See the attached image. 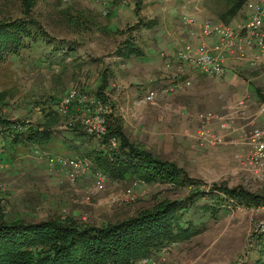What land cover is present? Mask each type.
<instances>
[{
    "label": "rangeland",
    "instance_id": "1",
    "mask_svg": "<svg viewBox=\"0 0 264 264\" xmlns=\"http://www.w3.org/2000/svg\"><path fill=\"white\" fill-rule=\"evenodd\" d=\"M217 1L35 0L30 7L27 0H0V21L25 18L27 8V17L38 22L42 31L18 53L4 52L0 59V93L7 96L5 117L16 122L18 131L43 130L44 103H53L59 112L62 101L75 90L97 97L106 74V104L100 113L106 128L108 116L115 112L131 143L175 162L192 179L186 187L148 184L137 178L110 179L99 192L94 183L97 168L92 163L95 169L91 173L71 182L67 168L36 157L35 151L39 148L73 158L85 157L84 149L99 146L87 135V126L70 124L73 117L82 116L83 107L75 102L70 116L59 113L60 121L53 130L57 142L50 149L26 143L12 146L10 137H0V223L57 221L103 227L164 200H186L191 192L201 189L207 194L191 201L192 206L181 216V223L192 221L200 233L163 245H170L169 255H161V247L139 264H264V205L248 208L229 200L221 194L224 192L209 193L214 185H225L264 197V180L256 179L241 162L250 149L248 137L264 129L263 101L258 99L255 105L250 128L239 133L237 113L250 106L245 103L241 108L239 102L223 110L221 103L226 98L215 91V84L208 89L217 101L214 103H210L209 93L201 96L192 88L170 94L163 90L153 101L146 99L148 92L160 85L164 63L173 49L162 44L173 45L177 34L188 26L181 20L182 12L194 14L197 8L203 18L219 20ZM246 12L244 7L237 20L242 21ZM88 13L93 19L85 18ZM72 15L74 22L69 21ZM127 40L147 56H123ZM149 45L156 49L154 55H150ZM156 60L157 68L150 69L147 65ZM222 112L229 114L231 130L221 127ZM76 125L83 137L76 135ZM220 136L222 143L215 139ZM136 181L142 183L135 185ZM129 190L132 193L127 197Z\"/></svg>",
    "mask_w": 264,
    "mask_h": 264
},
{
    "label": "trees",
    "instance_id": "2",
    "mask_svg": "<svg viewBox=\"0 0 264 264\" xmlns=\"http://www.w3.org/2000/svg\"><path fill=\"white\" fill-rule=\"evenodd\" d=\"M28 5H34L35 0H27ZM248 0H219L221 8L218 19L230 24L238 13L246 6ZM142 3V2H141ZM141 3L135 10L141 9ZM27 5V6H28ZM29 11V10H28ZM26 8L25 18L15 21H0V59L2 53H18L20 48L30 44L40 37L38 22L31 20ZM85 18L93 19L88 13ZM74 22V16L69 17ZM126 57L144 56L131 41H126ZM61 50H65L64 47ZM20 54V53H19ZM103 74L102 83L97 97L103 103L105 90L108 88V78ZM105 77V78H104ZM104 78V79H103ZM6 93H0V137H10L11 145L29 144L50 149L57 142L54 127L60 121V114L54 110L53 103H44L41 109L45 117L43 130L23 129L18 131L16 122L5 117ZM78 124V123H77ZM46 125V126H45ZM106 136L96 139L98 147L84 149L85 158L103 171L114 181L137 178L148 184H168L186 187L192 179L175 162L163 160L151 152L131 143L126 136L120 118L112 113L107 118ZM76 135L83 137L84 132L75 126ZM86 134V133H85ZM111 139H117L119 145H110ZM209 193L224 192L229 200L239 205L259 207L264 205V197L255 195L242 187L228 188L225 185H214ZM206 191L198 189L191 192L186 200H164L152 209H146L136 216L125 220L108 223L103 227L62 224L57 221L27 223L14 220L10 223H0V264H139L149 259L153 252L165 244L190 239L200 233L192 221L181 223L182 211L192 206L193 200L204 197ZM220 195V193H219ZM215 196V195H214ZM191 202V203H190ZM214 209L215 207L206 206ZM216 215V214H215ZM1 219V218H0ZM188 221V220H187ZM76 224V225H75Z\"/></svg>",
    "mask_w": 264,
    "mask_h": 264
},
{
    "label": "built area",
    "instance_id": "3",
    "mask_svg": "<svg viewBox=\"0 0 264 264\" xmlns=\"http://www.w3.org/2000/svg\"><path fill=\"white\" fill-rule=\"evenodd\" d=\"M247 15L243 23L235 27L232 24L222 22L214 23L210 19L203 20L199 23V19L195 14L183 13L181 20L188 25L192 31L193 37H198L202 42L193 46L190 44L178 45L175 51V58L168 60L164 64L167 73L168 86L163 90L167 93L181 91L191 86L192 74L186 77V66H193L196 71L194 73L202 76L222 77L225 74L224 62L226 60V51L234 52L243 56L247 49L257 46L260 48V56L255 63L258 65L264 59V0H251L246 3ZM218 37L219 43L214 47L207 44L208 40ZM164 92V93H165ZM159 94V90H150L146 96L148 101H153ZM75 102L83 107L82 116L73 117L70 124L77 122L87 126L89 135L98 139H102L106 135L105 118L100 113L103 109V102L97 97L81 94L75 90L69 94L60 104L59 113L64 116H70V108ZM245 102L241 101L239 106L243 108ZM95 122L98 126H92ZM225 128V125L221 126ZM218 143H222L221 136L215 138ZM249 150L246 156L242 157V164L246 171L253 174L256 179L264 180V129L255 130L248 137ZM113 147H117V141H110ZM36 157L46 158L56 163L61 168L69 170L68 176L71 182H76L80 178L87 176L93 171L92 162L85 157L66 158L54 156L42 150L35 151ZM95 187L97 191H104L106 182L109 177L101 170H94ZM142 182L136 181L135 185ZM132 191H127V197ZM171 247H162V255H169Z\"/></svg>",
    "mask_w": 264,
    "mask_h": 264
},
{
    "label": "crops",
    "instance_id": "4",
    "mask_svg": "<svg viewBox=\"0 0 264 264\" xmlns=\"http://www.w3.org/2000/svg\"><path fill=\"white\" fill-rule=\"evenodd\" d=\"M193 13L198 17L199 23H201L203 20H206L205 18H203V14L200 9L196 8V13L195 11ZM246 15H247V12H246ZM246 15L242 21H238L237 18H235L234 20H232L230 24H232L235 27L239 26V24L245 21ZM212 21L214 23L220 22L219 20H217V18ZM192 31L193 29L186 26L182 32L177 34V39L174 40L173 45H170L168 42H165V44H162L163 48H169V46L173 48L171 53L168 52L169 57L167 58L166 61L172 60L173 58H175V51L178 45L190 44L193 46L194 45L197 46L202 42L198 37L192 36ZM218 43H219L218 37L212 38L211 40L207 41V44L210 47H214L215 45H218ZM149 48H150V51H149L150 55H154V53H156V49L151 50V48H153L151 47V45H149ZM260 51H261L260 48L257 46L253 47L252 49H247L243 56H239V54H235L234 52H231V51H226L225 52L226 60L224 62L225 74L219 78L212 77V76L198 75L194 73L196 69L193 66L191 65L186 66V72H185L186 77L190 76L191 74L193 76L191 86H189L186 89L189 90L192 88L195 91L199 90V94L201 96H205V94L209 93L208 95L209 101L210 103H214L217 101L212 98L211 93H210L211 90H208V89H209L210 84L212 85L215 84V86H213L215 88V91H217V93L218 91H220V93L218 94H222L226 98V101L222 103L220 102L221 105L224 106L223 110L227 109V106L238 104L241 101H244L245 103H247L246 104L247 107L250 106L249 110L243 109L244 111L240 110L242 112L237 113L238 115L236 116V118L238 119V121H240V125L237 127V132L239 133L241 132L244 133L245 130L250 128V125L252 124L250 120L252 119V117H254L253 113L256 108L255 105L258 103V99L262 100L264 103V59L261 61L260 64L259 63L258 65L254 64L256 62L255 60L258 59V57L261 54ZM142 52L144 56L145 55L147 56V54L143 50ZM155 56L157 57V55ZM151 59L152 58L149 56L148 60H151ZM154 62H152L151 65H147L152 70H155L157 68L156 67L157 60ZM163 72H164L163 79L160 85L156 87L155 89H153L157 91L159 90L160 93H162L164 88L169 87L168 80H167V73L164 67H163ZM184 91H182V93ZM175 92H179V91H175ZM122 117L124 119L125 118L127 119L126 115H122ZM220 117L223 118L220 124L225 125V128H223V130L224 131L226 129L227 131L231 130L232 121L229 120V114L226 112H222L220 113ZM232 117L235 118V116H232Z\"/></svg>",
    "mask_w": 264,
    "mask_h": 264
}]
</instances>
